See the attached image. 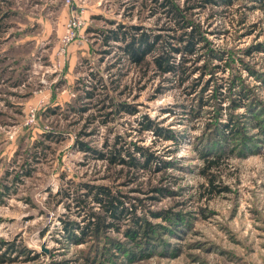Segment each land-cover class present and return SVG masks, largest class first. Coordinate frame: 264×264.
<instances>
[{
    "label": "rangeland",
    "instance_id": "rangeland-1",
    "mask_svg": "<svg viewBox=\"0 0 264 264\" xmlns=\"http://www.w3.org/2000/svg\"><path fill=\"white\" fill-rule=\"evenodd\" d=\"M144 1L75 4L87 20L85 34L61 56L60 36L74 6L66 0H0V264H264V3L234 0L189 13L223 58L216 61L226 64L221 75H238L249 90L246 105L230 108L237 95L229 98L227 91L221 110L211 103L192 116L201 93L179 87L172 75L163 81L155 70L143 76L124 59L118 64L116 43L101 46L100 37L88 31L123 23L165 33L172 24L152 12V0ZM176 2L187 6L186 0ZM197 76L199 70L191 81ZM82 78L99 81L105 88L98 92L116 104H136L139 112L118 113L106 98L111 120L101 123L100 96L82 116ZM144 114L182 143L151 130L138 132ZM216 116L224 124L233 118L240 137L218 136ZM118 135L152 147L164 160L161 167L170 164L159 169L153 163L126 176L128 169L121 172V165L80 149L84 142L105 152ZM35 146L46 148L35 155ZM216 153L223 159L212 170L216 188L210 192L202 172ZM86 183L113 186L136 212H126L96 237L85 227L93 220L90 212H103L101 205L89 197L88 211L74 200L75 190L87 191ZM137 217L143 228L133 237L127 231ZM82 229L89 234L83 241Z\"/></svg>",
    "mask_w": 264,
    "mask_h": 264
},
{
    "label": "trees",
    "instance_id": "trees-1",
    "mask_svg": "<svg viewBox=\"0 0 264 264\" xmlns=\"http://www.w3.org/2000/svg\"><path fill=\"white\" fill-rule=\"evenodd\" d=\"M152 1L155 4V6L151 8L153 10L152 12L163 13V16L166 17L172 24L165 33L157 34L153 31V29L146 31L139 25H126L123 23H118L115 28L101 29L97 27H88V31H93L100 37L101 46H112V43H116L115 45L117 51H121L117 56L118 64L124 59L128 63H131L132 66L141 70L143 76H147L149 71L155 70V74L162 78L163 81L170 78L173 80L174 78L179 87H188L191 90V94L197 91L196 95L201 93L199 103L191 106L189 113H191L192 116L197 114L199 111H202L204 109L203 107L208 106L211 103H213L211 105H216L217 109L221 110L222 107H219L218 104H222L227 100V91L229 93V98L232 94L237 95L233 99L230 98V101L233 103L230 108H236L239 105H246L244 100L249 97L247 85L244 84L238 75L233 76L231 80H226V78L221 75L226 71V64L223 66V64H219L216 61L222 60L223 58H220V56L216 54L214 48H210L208 46V41L203 35L201 24L195 23L189 16V13L193 10L199 9V11H201L213 6L214 4L228 6L232 5L234 0H186L187 6L182 8L176 0ZM257 1L264 3V0ZM190 2L191 4H189ZM144 3L147 5V0H145ZM100 17V15H92V19ZM104 53H110V49L104 50ZM247 53H251V49H248ZM202 59H204L203 63L196 68L197 66L194 65ZM197 70H199V76L193 78L191 81L192 75ZM167 75H172L173 78L167 77ZM81 81L83 94L82 109L80 111H82V116L83 113L91 108L88 103L96 98L98 101L100 96H103V98L100 97L96 107L98 111H104L103 113L101 112L102 114L100 113V115L105 116V118H101V123L106 124L109 120H111L107 119V116L112 112H106V109L109 108L110 104H113V106L116 105L118 113L125 112L129 115H136L139 112V108L136 104H127L120 101L116 104L115 100L110 98L109 94L103 93L102 91L98 92L100 88H105V86L100 87L101 85L98 84L99 81L95 83L92 81L86 82V78H82ZM209 89L214 92L212 95H209L211 97L205 96V92ZM106 98L111 100L109 105L105 104ZM79 99H81V97ZM211 99H214V101L210 102ZM88 116L92 117L93 113ZM216 119L218 123V126H216L222 128L218 133L220 134L218 136H233L235 138L236 136L240 137L239 135L242 134L240 131L241 128H236V125L238 124L233 122V118H230L229 123L226 122L225 124L219 121L218 116H216ZM139 124L140 127L138 132L140 133L151 130L158 137H164L169 140L172 139L178 144L182 143L179 135L174 134L171 130L163 128L149 115H142L139 120ZM229 128L231 129L227 135L226 132ZM44 136L48 137L49 134H44ZM123 137L124 136L122 135H118L112 143L107 142V150L105 152L102 150H91V148L86 146L84 142L82 143L80 149L84 152L92 151L95 153V157L99 159H106L113 166L121 165L122 168L119 169L121 172L124 171L125 168L128 169L126 171V176L131 175L132 170L138 171L140 169L145 170L152 168L153 163H159L160 166L157 167L159 169L167 167L170 164L169 162L166 166L161 167L164 160L162 159V156H159L155 152L151 151L152 147L145 148L127 141V139ZM35 147H37L35 155L39 154V151L46 148V146ZM172 152L175 153L174 150H172ZM137 153L139 156L136 155ZM221 159H223V154L216 153L205 165V169L202 172V175L208 180V186L205 187L203 185L205 190L213 192L214 188H216V175L212 172V170L219 166ZM31 172L32 171L30 170L25 174L31 175ZM85 187H87V191L82 194L79 192L80 190H75L74 193L76 194V197L74 196V200H76V204L79 208L82 207L83 210L88 211H90L89 197H92L94 201H97L101 205L103 212L100 214L90 212L93 220H91L85 227L88 230H92L96 237H98L101 233H105L109 227L117 226L116 221L121 219L126 212H136V209H131L125 205L124 198H127V195L119 190H116L113 186L106 184L93 186L86 183ZM217 191L221 190L217 189ZM63 194L65 197L72 195L71 192H64ZM134 222L136 225L135 228L132 229L130 227L128 229L129 232L127 231V233L133 235V237H137L138 233L141 232L143 225L140 222L139 217H137ZM69 228L70 227H66L67 230ZM87 229L80 230V239L82 241L89 235ZM71 236L79 238L73 232L71 233Z\"/></svg>",
    "mask_w": 264,
    "mask_h": 264
},
{
    "label": "built area",
    "instance_id": "built-area-1",
    "mask_svg": "<svg viewBox=\"0 0 264 264\" xmlns=\"http://www.w3.org/2000/svg\"><path fill=\"white\" fill-rule=\"evenodd\" d=\"M67 5H82V0H66ZM81 2V3H78ZM82 7V6H81ZM87 20L82 15V10L78 11L77 7L72 8L64 22L63 33L60 36L58 52L61 56L68 53L72 44L81 43L85 34Z\"/></svg>",
    "mask_w": 264,
    "mask_h": 264
}]
</instances>
